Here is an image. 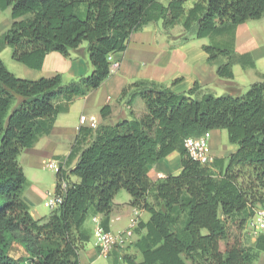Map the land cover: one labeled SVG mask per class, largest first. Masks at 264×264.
Listing matches in <instances>:
<instances>
[{
  "label": "trees",
  "instance_id": "obj_1",
  "mask_svg": "<svg viewBox=\"0 0 264 264\" xmlns=\"http://www.w3.org/2000/svg\"><path fill=\"white\" fill-rule=\"evenodd\" d=\"M185 3L0 0V10L10 8L12 20L0 36V52L9 48L12 60L40 70L46 55L66 58L86 43L92 67L88 76L64 84L58 74L18 79L0 59V264H80L79 253L90 241L84 223L101 216L108 230L113 199L122 190L130 207L149 219L134 230L144 232L131 244L135 253H128L127 245L114 248L111 264H254L264 253V235L245 247L232 232L233 227L243 231L252 210L264 206V74L240 96L195 98L197 85L175 94L151 82L127 84L119 101L130 108L139 98L145 113L112 126L79 129L70 155L77 156L76 163L55 173L59 206L35 220L21 198L26 180L20 154L48 136L56 117L75 100L103 84L110 74L108 56L124 52L131 35L146 25L161 21L169 30L183 20L186 33L209 40L202 50L219 80L232 82L235 65L255 68L249 54L235 52V33L239 25L264 17V0H195L187 10ZM216 37L230 43H214ZM109 114L107 106L100 110L102 119ZM214 130L226 131L238 148L225 165L213 160L200 166L188 157L184 141ZM172 153L179 155L180 173L152 182L149 167ZM211 169H219L217 178Z\"/></svg>",
  "mask_w": 264,
  "mask_h": 264
},
{
  "label": "crops",
  "instance_id": "obj_2",
  "mask_svg": "<svg viewBox=\"0 0 264 264\" xmlns=\"http://www.w3.org/2000/svg\"><path fill=\"white\" fill-rule=\"evenodd\" d=\"M194 1L190 0L191 6ZM84 11L80 6L78 13L83 15ZM182 21L169 30L163 28L161 21L150 23L132 34L126 50L112 55L113 63L110 65V74L103 84L88 95L75 100L66 112L56 117L48 136L39 138L32 148L26 149L20 154L21 163H25V167L22 166V171L26 180L21 198L35 220L37 217L34 215V211L30 210H34L33 206L39 204L41 198H45L37 187L40 182L39 172L43 169L48 170L42 162L44 160L62 161L64 170L74 166L77 156L70 157V155L78 131L83 128L79 124L80 116H93L97 119L98 125L112 126L122 120L139 118L145 113L144 105L140 99H135L130 108L124 102L119 101L121 92L127 84L140 81L151 82L169 87L175 94H185L197 85L193 92L195 98L206 94H215V90H213L215 87H222L221 92L224 95H234L239 92L236 88V73L241 70L246 72L251 68L235 65L232 67L234 77L232 82L219 80L216 75V66L208 64L207 55L202 50L203 46L208 45L209 40L195 39L192 33H186L182 27ZM263 21L264 17L256 22H245L237 27L235 33V52L238 55L249 54L256 66L264 59ZM32 71L39 73L37 79L49 78L58 74L66 82L88 76L92 67L88 59L87 44H82L77 49L69 51L66 58L58 53H50L45 56L42 68ZM176 80L178 82L172 84ZM106 106L110 108V114L107 118L102 119L100 110ZM137 107L138 111H136ZM76 115H78L77 119ZM223 131L214 130L211 132L209 146L213 160H223L225 165L229 155L236 150L229 155L218 153L219 138ZM180 171L179 155L172 153L150 166L148 177L152 182H157L169 175L176 176L175 172ZM71 180L76 181L75 178H71ZM129 201L130 197L125 201L126 203L121 204L115 196L109 215V231L115 233L125 230L132 218L137 220V225L139 222L148 221L149 217L146 216L148 213L130 207ZM95 217L99 220L102 219L101 216L89 217L90 227L87 225V221L82 227L90 235V241L79 253L80 264H104L99 262V259L103 257L98 255L93 237L95 227L93 218ZM241 233L245 236L242 235L241 238L245 247L252 246L258 236L264 235V232L253 235L244 230ZM143 234V231L139 233L133 231L132 237L127 242V246H130V249L127 250L128 253H135L131 244H134ZM91 240L92 244L89 245ZM106 264H111V257H108ZM254 264H264V253H259Z\"/></svg>",
  "mask_w": 264,
  "mask_h": 264
},
{
  "label": "rangeland",
  "instance_id": "obj_3",
  "mask_svg": "<svg viewBox=\"0 0 264 264\" xmlns=\"http://www.w3.org/2000/svg\"><path fill=\"white\" fill-rule=\"evenodd\" d=\"M158 1H159V3H161L165 6L171 0H158ZM185 1H186L185 8L189 9L191 7V2H190V0H185ZM82 8H83V10H85L84 6H82ZM80 17H83V15H81ZM256 21H252V22H256ZM247 22H250V21H247ZM11 23H12V20H11V16H10V8H8L6 10H0V36L10 28ZM214 43H217L219 45H225V44L230 43V41H229V38H227V37H216L214 39ZM83 44H85V43H83ZM0 59L4 65V67L7 69V71L9 73H11L12 75H14L16 78L21 79V80H30V81H35V80L40 79V78L37 79V77H38L37 75L39 73L32 71V70L26 68L24 65L17 63L14 60H12L11 49H9V48L3 49L0 52ZM259 73H261V74L264 73V59L261 60L260 62H258L257 66L255 65L254 70L249 69L246 72H244L243 70H241L240 72L237 71V73H236L237 87L236 88L238 89L239 92H236V94H234V96H240V95L245 94L249 90V86L251 84L259 81V77H258ZM224 82H226V81H224ZM68 83L69 82L64 81V84H68ZM213 90H215V94H213V93L211 94L213 96L220 97V96L224 95L221 92L222 87H215ZM136 99H139V98H136ZM142 104H143V102H142ZM144 110L146 111L145 107H144ZM136 111H138V107L136 108ZM77 118H78V115H76V119ZM219 141H220V146L218 148V153H223V155H229L230 153L234 152L238 148L237 145L229 143L228 138H227V133L225 131L222 132V136H221V138H219ZM49 161L50 160H44L42 162V164L45 165ZM18 163H19V165L21 163L20 157L18 158ZM24 165H25V163L22 162L20 165L21 169H22V166L25 167ZM211 170L214 172L215 178H217L219 175V172H220L219 169H211ZM26 173H27V169H26ZM175 173L176 174H174V175H178L180 172H175ZM39 179H40V182H39V186H37V187H38V189L41 190V192H42L43 196H45V198H41L42 200L39 202V204H35L33 206L34 210H30V211H34V215H36L37 220L43 219L51 213L50 209L44 207V203L47 202L49 200V197H51L54 193L53 190L55 187V172L43 169V171L39 172ZM127 199H129V195L124 190L120 191L116 195V200L121 204L126 203L125 201ZM146 216L149 217L148 214H146ZM86 221H87V225L90 227L89 218ZM244 231L248 232L245 228H244ZM118 232H121V231H118ZM232 232H233L234 236H236V237L238 236V238H240V239L242 238L243 233H241V232L237 233L234 230V227L232 228ZM91 244H92V240H91L89 245H91ZM223 248H224V245L221 244L220 245L221 251H223ZM107 259H108V255L99 259V262L106 264Z\"/></svg>",
  "mask_w": 264,
  "mask_h": 264
},
{
  "label": "built area",
  "instance_id": "obj_4",
  "mask_svg": "<svg viewBox=\"0 0 264 264\" xmlns=\"http://www.w3.org/2000/svg\"><path fill=\"white\" fill-rule=\"evenodd\" d=\"M107 61L112 65V56H108ZM79 124L81 127L89 129H96L98 126L97 119L95 117L80 116ZM211 132H205L197 138H188L184 141V148L188 157L199 164L200 166H209L213 162L211 149L209 146V140ZM46 169L55 173L63 169L64 163L58 160H50L45 165ZM66 185L61 183V193L65 191ZM61 203V196L53 194L49 197V200L44 203V207L55 210ZM95 227L93 230V237L95 240V247L99 256H107L114 248L124 247L128 240L132 237L133 231L137 226V220L135 218L130 220L129 226L121 232H111L105 230L99 219L93 218ZM248 232L253 235L264 232V206L257 207L252 210L251 216L246 221L245 227Z\"/></svg>",
  "mask_w": 264,
  "mask_h": 264
}]
</instances>
